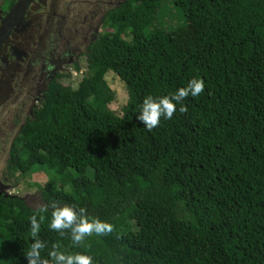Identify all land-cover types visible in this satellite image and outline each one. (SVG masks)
I'll return each instance as SVG.
<instances>
[{
    "label": "trees",
    "instance_id": "1",
    "mask_svg": "<svg viewBox=\"0 0 264 264\" xmlns=\"http://www.w3.org/2000/svg\"><path fill=\"white\" fill-rule=\"evenodd\" d=\"M100 26L77 86L51 80L10 147L11 174L45 178L34 183L47 206L41 257L56 244L92 264H264V0H121ZM190 26L185 50L171 34ZM109 72L127 94L121 115ZM194 77L204 91L184 99L187 110L145 129L143 99ZM75 153L93 165L78 167ZM53 206L111 231L74 245L69 229L48 227ZM36 211L0 194V264H27Z\"/></svg>",
    "mask_w": 264,
    "mask_h": 264
},
{
    "label": "flooded vegetation",
    "instance_id": "2",
    "mask_svg": "<svg viewBox=\"0 0 264 264\" xmlns=\"http://www.w3.org/2000/svg\"><path fill=\"white\" fill-rule=\"evenodd\" d=\"M72 2L32 0L23 13L24 26L18 28L19 24H16L7 34L0 45V108L12 105L19 111L24 110L25 116L32 114L35 107L29 105L26 109L24 99L29 98L30 103L33 100L41 102L42 94L51 80L56 77L62 79L64 74L69 75L63 68L64 65H79L72 58L89 52L92 40L87 44H84L85 40L82 44H73L72 48L65 46L71 45L73 35L68 26V6ZM3 4L4 0H0V26L1 18L11 8L3 10ZM48 17L51 20H44ZM97 31V28L93 29V37ZM78 35L83 40L81 32H77ZM1 182L0 178V189ZM2 187H6V183Z\"/></svg>",
    "mask_w": 264,
    "mask_h": 264
},
{
    "label": "rangeland",
    "instance_id": "3",
    "mask_svg": "<svg viewBox=\"0 0 264 264\" xmlns=\"http://www.w3.org/2000/svg\"><path fill=\"white\" fill-rule=\"evenodd\" d=\"M71 1L73 2L70 4V6H68V15L70 17L68 26L69 28L71 27L70 31L73 33V35H71V45L65 44L66 47L70 48H72L73 44H82V41L84 40V44H87L90 40H92L94 38L92 36V31L94 28H97L99 32L103 31L104 29L102 28L101 30L100 26L101 16L105 13L106 9L117 6L121 0H77V2H74V0ZM32 5H34V3ZM162 17L165 23H167L168 25H175L174 22L168 21L167 15H163ZM47 19L51 20L49 17L45 18L44 20ZM83 30H85L86 33ZM195 31L196 29L190 26L188 28H185L183 32L181 31L179 33H172L171 36L179 46H181L185 50H188L195 42V33L197 32ZM77 32H81L83 40L79 35L77 36ZM72 59L79 62V71H76L72 65L65 64L63 68L66 70V73L68 72L69 78H62L60 82L65 86L71 85L72 88H74L77 86V83L79 82L81 77L86 73V68L84 56H74ZM105 80L111 90H113V92L115 93V101L110 104V109L116 111L118 115H121V109L127 103V94L124 90L123 84L122 82H120L119 78L112 72L106 74ZM30 101L31 100L29 98L24 99V105L26 109L29 105H32L36 108L40 104V102H36L35 100H33L31 103ZM138 112L139 110L136 108L135 116L138 115ZM15 117H17L18 119H16ZM0 119V178L2 181L0 194H3L4 196L15 195L21 198L26 206L32 209H39L41 206H43V202L34 183L43 186L45 183L44 176L19 178L18 173L11 174L8 169L10 160V147L14 140V137L25 122H27L28 120H32V114L25 116L24 110L19 111L12 105L5 107L3 105L0 108ZM75 162L78 167L85 168L86 166L93 165L94 159L89 154L75 153ZM5 183L6 187H2L5 185Z\"/></svg>",
    "mask_w": 264,
    "mask_h": 264
},
{
    "label": "clouds",
    "instance_id": "4",
    "mask_svg": "<svg viewBox=\"0 0 264 264\" xmlns=\"http://www.w3.org/2000/svg\"><path fill=\"white\" fill-rule=\"evenodd\" d=\"M86 59V54L84 55ZM86 65V63H85ZM79 66V65H78ZM86 68V67H85ZM75 69V68H74ZM76 70V69H75ZM76 71H79L76 70ZM204 91V81L200 78H192L186 82L183 87L177 88L174 92L167 95L153 97L146 96L139 108L137 119L143 123V127L151 130L156 127L161 119H172L173 113L177 111H186L185 105L182 103L186 97L195 98ZM47 211V206H41L30 217L32 243L30 249L26 252L27 264H92V258L85 254H66L59 250L56 244H52L51 250L48 252L50 259H43L40 255L41 250L45 247V242L41 241L37 233L40 227V220L44 219L42 215ZM82 214L84 209H80ZM39 216V220L37 217ZM48 227L64 235V229H69L73 244H78L83 238L93 232L97 234L111 231V225L96 219H88L84 215H77V212L70 206L55 207L51 212V219Z\"/></svg>",
    "mask_w": 264,
    "mask_h": 264
},
{
    "label": "water",
    "instance_id": "5",
    "mask_svg": "<svg viewBox=\"0 0 264 264\" xmlns=\"http://www.w3.org/2000/svg\"><path fill=\"white\" fill-rule=\"evenodd\" d=\"M32 0H16L7 14L1 18L0 26V45L6 39L7 34L15 27V24H19L18 28L24 26L22 21L23 13L28 8Z\"/></svg>",
    "mask_w": 264,
    "mask_h": 264
},
{
    "label": "bare ground",
    "instance_id": "6",
    "mask_svg": "<svg viewBox=\"0 0 264 264\" xmlns=\"http://www.w3.org/2000/svg\"><path fill=\"white\" fill-rule=\"evenodd\" d=\"M16 25V24H15Z\"/></svg>",
    "mask_w": 264,
    "mask_h": 264
}]
</instances>
